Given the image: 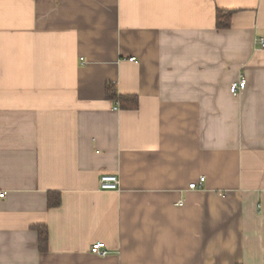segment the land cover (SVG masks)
<instances>
[{
  "label": "crops",
  "instance_id": "0c3cea01",
  "mask_svg": "<svg viewBox=\"0 0 264 264\" xmlns=\"http://www.w3.org/2000/svg\"><path fill=\"white\" fill-rule=\"evenodd\" d=\"M261 39L264 0H0V264H264Z\"/></svg>",
  "mask_w": 264,
  "mask_h": 264
},
{
  "label": "built area",
  "instance_id": "2783aa9c",
  "mask_svg": "<svg viewBox=\"0 0 264 264\" xmlns=\"http://www.w3.org/2000/svg\"><path fill=\"white\" fill-rule=\"evenodd\" d=\"M259 45L261 49L264 51V39H261L259 41ZM131 62H135V59H130ZM247 80L245 77H241L238 81L233 82L230 87V93L237 97L242 92H244L247 89ZM120 103L119 101H116L115 110H119ZM205 178H201L199 183H192L190 185V189L197 190L202 187V184L204 183ZM120 179L117 175L114 174H103L100 178V190L103 192H117L120 190ZM6 197V193H0V199H3ZM91 252L97 256L105 257L109 254L108 250L106 249V246L104 243H96L92 246Z\"/></svg>",
  "mask_w": 264,
  "mask_h": 264
},
{
  "label": "trees",
  "instance_id": "16d2710c",
  "mask_svg": "<svg viewBox=\"0 0 264 264\" xmlns=\"http://www.w3.org/2000/svg\"><path fill=\"white\" fill-rule=\"evenodd\" d=\"M233 13L223 10H218L216 15V28L218 30H225L231 27ZM107 97L112 100H118L122 107H125L124 104L131 99H124L117 94V89L114 84L107 85ZM58 196V195H57ZM55 197V196H54ZM50 207H57L60 205V200L58 197H50ZM39 245L41 251H47L49 246V234L46 229H39Z\"/></svg>",
  "mask_w": 264,
  "mask_h": 264
}]
</instances>
